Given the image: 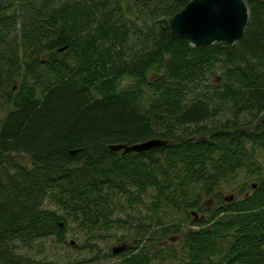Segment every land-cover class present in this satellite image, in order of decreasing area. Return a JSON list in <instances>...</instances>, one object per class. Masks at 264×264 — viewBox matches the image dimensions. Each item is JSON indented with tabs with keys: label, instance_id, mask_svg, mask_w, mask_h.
Returning <instances> with one entry per match:
<instances>
[{
	"label": "trees",
	"instance_id": "16d2710c",
	"mask_svg": "<svg viewBox=\"0 0 264 264\" xmlns=\"http://www.w3.org/2000/svg\"><path fill=\"white\" fill-rule=\"evenodd\" d=\"M189 1L0 0V264H57L17 249L65 243L69 226L93 248L116 221L134 234L109 264H264V0L246 1L239 40L208 46L163 23ZM149 139L165 144L110 150ZM243 169V196L206 207ZM148 195L146 229L113 218Z\"/></svg>",
	"mask_w": 264,
	"mask_h": 264
},
{
	"label": "rangeland",
	"instance_id": "374dc122",
	"mask_svg": "<svg viewBox=\"0 0 264 264\" xmlns=\"http://www.w3.org/2000/svg\"><path fill=\"white\" fill-rule=\"evenodd\" d=\"M216 80L217 79L213 77L211 79V82L216 83L217 81H219V79L217 81ZM15 159H17L26 166L30 165L28 157L23 154L15 155ZM257 161H260L262 167H264V154L256 153L255 162ZM254 177V173H249L248 170L243 169L232 180L228 181L227 183L221 184L216 189L215 196H204L202 198V201L206 207L213 208L218 204H222L224 202L237 198L238 195L243 196L245 190L247 191L248 187L252 184V182H254ZM241 191L242 193L239 194ZM151 200V197H149L148 195L144 196L141 201H132V203L128 205H125L124 203V206H122L121 208H114L115 212L113 213V218L122 219L128 223L137 222L139 218H141L142 225L140 227L146 229V226L152 224V222H155L154 219H151L154 216L148 209ZM123 201L124 199L122 198L121 202ZM44 207H47L49 209H55L57 211L60 210L48 203H46ZM169 214L170 217L168 219H172L171 221L183 223L182 221H184L185 217L182 213L177 212L175 210H171ZM199 214L200 215H196L195 219L204 218V214ZM121 224V221H116L108 232L103 233L101 238H98L96 240L90 239L89 243L90 245H93V248H74V244H70L69 240H76L77 237L74 234L73 226H69L66 231L65 243H58L54 238H50L45 239L36 244L32 251L27 250L23 247H19L17 249V252L30 255L36 259L50 260L57 264H109L110 262L118 260L120 258V256H108V253H111V248H113V246H117V238L121 237L124 234H131L129 232L131 226L129 224H124V227H121ZM133 225H135V223ZM132 234H134V231ZM171 236L172 237H167L166 239H163L161 241H159L158 239L157 242H155V248L159 256L160 251L166 253L165 251H168L170 248H174L176 250L179 249L180 235L178 233H175ZM78 237L79 239H82L80 236ZM132 238L133 237H131V239L129 240H126L124 244H126L127 246H132L130 245V242H132L133 240ZM168 264L179 263L177 261H173V263Z\"/></svg>",
	"mask_w": 264,
	"mask_h": 264
},
{
	"label": "water",
	"instance_id": "95a60500",
	"mask_svg": "<svg viewBox=\"0 0 264 264\" xmlns=\"http://www.w3.org/2000/svg\"><path fill=\"white\" fill-rule=\"evenodd\" d=\"M248 0H191L170 19H163L177 39H186L194 46H208L217 41L232 44L243 36L248 20ZM165 144L160 139H149L133 145L115 144L112 151L144 152ZM74 244V240H70ZM112 249L113 254L124 250Z\"/></svg>",
	"mask_w": 264,
	"mask_h": 264
}]
</instances>
